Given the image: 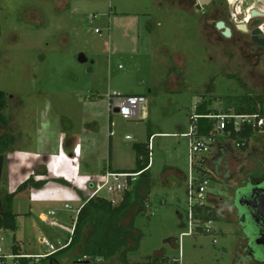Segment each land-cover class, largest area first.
I'll list each match as a JSON object with an SVG mask.
<instances>
[{
  "label": "rangeland",
  "instance_id": "1",
  "mask_svg": "<svg viewBox=\"0 0 264 264\" xmlns=\"http://www.w3.org/2000/svg\"><path fill=\"white\" fill-rule=\"evenodd\" d=\"M183 1L0 0V91L6 95L7 132L16 138L4 156L1 182L12 192L31 176L47 180L42 189L15 195L16 229L0 234L4 252L14 241L32 256L48 252L42 239L52 244L59 240L61 246L77 207L88 198V179L100 181L108 165L109 141L112 168L132 170V145L146 142L153 132L149 181L138 176L132 184L140 191L148 186L150 193L145 213L134 218L142 238L139 248L128 253V264H148L159 255H181L184 264H234L241 229L236 216L229 214L222 189H216L222 200L213 197L217 216L212 231L191 230L188 182L174 174L178 170L191 176L189 136L177 127L189 130V117L202 97L217 111L264 108V46L251 39L262 17L246 22L249 0L232 7L229 0H214L202 5L204 14L197 11L200 5ZM236 7L235 18L227 19ZM210 15L224 20L232 36L226 38L204 24ZM242 24L245 31L238 27ZM127 93L145 97L139 117L125 119L109 111V95ZM61 131L76 139L72 157L62 144ZM261 138L256 134L248 148L262 146ZM231 146L232 153L220 156L224 178L227 171L236 172L239 179L262 175L245 156L247 149L240 154L243 150ZM61 177L70 184L58 182ZM222 182L213 178L209 191ZM99 195L117 204L122 192L102 190ZM50 211L59 226L42 220ZM80 253L77 248L64 250L56 259L68 264ZM39 261L32 258L33 264ZM102 264L124 263L115 255Z\"/></svg>",
  "mask_w": 264,
  "mask_h": 264
},
{
  "label": "trees",
  "instance_id": "2",
  "mask_svg": "<svg viewBox=\"0 0 264 264\" xmlns=\"http://www.w3.org/2000/svg\"><path fill=\"white\" fill-rule=\"evenodd\" d=\"M255 23H259L255 21ZM3 91H0V124L6 126L8 124V117L6 114L7 103L6 97ZM210 99L205 97L201 98V101L197 104L195 112L198 115H201L197 120V134L198 135H210L215 133L216 119L206 118L205 115H216L219 112H229L230 110L222 109L216 110L211 108ZM236 114H258L264 116V108H258L254 105L247 107H238L237 109H232ZM189 119V124H190ZM256 131L253 130L250 126H244L240 131L234 132L230 123H228L225 129L219 135H215L218 139H227L231 144L236 142L240 143L238 148L245 150L248 147L250 140L254 137ZM153 134H148V139L146 142L134 143L132 145L133 150L135 151L136 164L131 171H117V172H130L138 173V176H143L145 179L150 177L149 174V163L151 156L150 149V138ZM13 137L10 134L0 137V154L3 156L11 149ZM225 150V149H224ZM222 151L218 152L220 154ZM216 154V155H217ZM216 158H212L213 160ZM209 159V158H208ZM110 161V150L108 153V163ZM208 163V160H207ZM224 161L221 165L224 169ZM110 169V164L103 168ZM209 176L211 183L213 181V175L211 169L208 168ZM264 179V174L258 176L257 180ZM222 180V179H217ZM2 181V179H1ZM0 181V234L3 231H15L16 229V216L17 213L13 211L12 203L15 195L18 192H22L26 189H41L47 183V180H36L34 177H29L18 185V187L12 191L7 192L5 183ZM58 182L68 184L67 181H64L63 178H58ZM149 181V179L147 180ZM219 183V182H218ZM215 189L211 188L208 193L212 195L211 201L207 202L203 206H194L193 207V216L192 219L195 224L203 223L207 221H214L216 211L212 206L213 197L218 198V194ZM149 193L150 188L144 186L140 191L137 187L134 188L131 185V188L122 192V197L117 204H114L112 200H109L103 196L96 195L87 200L84 199L83 204L77 214V220L75 224L74 233L71 238V242L68 246L63 249L48 255L47 257L39 258L38 264H59L56 256L58 253L64 250H69L77 248L81 251L79 257L86 255L91 258H102L107 260L115 255H118L120 260L124 264H128L127 256L129 252L137 250L139 248L140 240L142 238L141 232L134 227V218L137 214H144L149 203ZM247 222V221H246ZM249 224V222H247ZM251 228V226H250ZM195 233L206 234L203 227L196 226ZM14 238V237H13ZM12 251L14 254H21L20 246L14 241L12 243ZM78 257V258H79ZM46 261H41V260ZM165 255L154 256L149 258L146 263L148 264H159L160 261L166 260ZM42 262V263H41ZM16 264H33L32 258H21Z\"/></svg>",
  "mask_w": 264,
  "mask_h": 264
},
{
  "label": "built area",
  "instance_id": "3",
  "mask_svg": "<svg viewBox=\"0 0 264 264\" xmlns=\"http://www.w3.org/2000/svg\"><path fill=\"white\" fill-rule=\"evenodd\" d=\"M239 2L242 4L243 0H229V7H232L235 2ZM249 20L246 22H250L254 19L261 18L262 21L259 24H256L255 28H258L261 31V34H264V0H249ZM236 9L233 12H229L231 19H234L236 14ZM256 11L261 13V15H252L251 12ZM145 97L138 94H110L109 95V111L116 112L118 115L122 116L125 119H130L134 117H139V107L144 103ZM197 104L194 105V109H196ZM202 117L198 115L196 112L190 115V127L189 130L186 131L183 135L189 136V162H190V175L187 177L188 182V208H187V217L188 221L191 225L192 232H195V227L200 226L206 232H211L212 229L210 224L212 221H207L203 223L195 224L192 216H193V207L194 206H203L207 202V196L209 193V187L211 185V180L209 176V171L207 170V160L209 158V154L211 149L214 148L215 144H217V139L215 135L221 134V132L225 129L228 123L231 124L234 132L240 131L244 126H250L253 130L256 131V134L264 135V116H260L258 114H236L233 111L229 112H219L216 115H205L206 118H214L216 119L215 125V133L210 135H198L197 134V120ZM255 134V135H256ZM236 148L240 146V143L236 142L234 144ZM138 173H130V172H117L109 169H105L102 171L101 180L95 181L93 178L88 179L89 185L86 188V192L88 193V198L85 200L99 195L102 190H105L108 193H120L123 192L137 180ZM195 176V177H194ZM196 181V184H194ZM84 202V201H83ZM65 209H69L68 205L64 206ZM81 208V205L76 209V215L72 218V226L67 230L68 236L64 240L61 246V242L58 240L57 244H52L46 239H42L41 243L48 249V252L39 255H29L26 253L14 254L12 251V245L10 247L9 252H4V250L0 247V264H16L18 260L21 258H35L36 260L39 258L47 257L50 254H53L64 247L68 246L71 242L72 235L74 233L75 224L77 220V214ZM50 216H45L42 220L50 225L59 226L53 219L52 216L55 215L54 211H50ZM0 240L2 241V235H0ZM167 259L164 261H160L159 264H184L179 256H166ZM103 259L96 257L91 258L89 256L83 255L76 260L68 263V264H102Z\"/></svg>",
  "mask_w": 264,
  "mask_h": 264
},
{
  "label": "flooded vegetation",
  "instance_id": "4",
  "mask_svg": "<svg viewBox=\"0 0 264 264\" xmlns=\"http://www.w3.org/2000/svg\"><path fill=\"white\" fill-rule=\"evenodd\" d=\"M180 1L181 3H184L183 0ZM212 1L214 2V0H210L208 3H211ZM186 3L194 5V7L197 8L200 5L202 9H198L197 11L201 14L205 13V10L202 6L205 4L201 5L199 0H186ZM226 17L227 19H231L229 13L226 15ZM217 21L219 20H216L214 16L210 15L209 19L206 18L204 20V24L217 29L215 26V23ZM230 31L231 37L232 30L230 29ZM222 36L224 35L222 34ZM225 150L231 151V146L229 145ZM249 161H252L258 169L262 170V174H264V142H262V146L260 147H251L249 149ZM222 163L223 162H221L220 164L222 165ZM211 173L214 179H223L221 187H218L217 184L216 188L218 190L222 189L226 193L227 198L225 199H227V202H229L230 205L229 214L235 215L240 225L241 235L239 238V246L237 248L238 252L235 255L234 264H264V245L256 244L255 242L260 234L259 230H262V226L264 225H262L261 220L258 219L257 221L255 219V212L252 207V203L255 200L257 194V191L255 189H252V185L257 184L259 180H257V178L252 179L250 174L247 179H239L236 176V172L234 171H227L224 178L223 176H221L220 169L214 165V162L211 166ZM261 182L262 185H264V179L259 181V183ZM223 198V196H220L219 199L222 200ZM241 198H246L247 200ZM226 214H228V212L224 215ZM246 221L249 222V224Z\"/></svg>",
  "mask_w": 264,
  "mask_h": 264
},
{
  "label": "water",
  "instance_id": "5",
  "mask_svg": "<svg viewBox=\"0 0 264 264\" xmlns=\"http://www.w3.org/2000/svg\"><path fill=\"white\" fill-rule=\"evenodd\" d=\"M210 0H199V2L202 4H206L208 3ZM252 15H261V13L256 12V11H252L251 12ZM215 26L218 30H221L222 34L225 37H230L231 35V31L229 29V27H227L225 25V22L223 20H219L215 23ZM238 27L245 31L246 30V26L244 24L242 25H238ZM261 35V31L258 28H254L251 30V39L253 42H255L256 44L260 45V46H264V37H260ZM79 61L84 62L86 59L84 57L83 54H79ZM3 164H4V156L2 154H0V181H1V177H2V171H3ZM252 189H255L257 191L255 200L252 203V207L254 209L255 212V219L258 221L261 220L262 225H264V185H262V182L257 184L252 185ZM244 200H247L246 198H241ZM240 199V200H241ZM239 200V203H240ZM260 234L258 236V238L255 240L256 244H260V245H264V226H262V230H259Z\"/></svg>",
  "mask_w": 264,
  "mask_h": 264
},
{
  "label": "crops",
  "instance_id": "6",
  "mask_svg": "<svg viewBox=\"0 0 264 264\" xmlns=\"http://www.w3.org/2000/svg\"><path fill=\"white\" fill-rule=\"evenodd\" d=\"M152 90H149L148 92H151ZM127 94H138V95H140L139 93H127ZM140 108L141 107H139V114H140ZM111 120V119H110ZM7 128H8V124L6 125V126H4V125H2V124H0V137H2V136H5L6 134H8V132H7ZM178 128V130L179 131H181L180 132V134H184L186 131H184V130H181L182 128L181 127H177ZM65 132L64 131H61L60 132V135L62 136H64L63 138H62V144L67 148V147H69L70 148V157H72L73 156V151L75 150V149H77V146H76V139H75V137H73V140L71 139L72 137H67L66 136V134H64ZM151 134H155V133H153V132H150ZM47 135V134H46ZM15 136V135H14ZM254 136H256V135H254ZM49 138H50V136H49ZM16 138L15 137H13V141L15 140ZM51 139V138H50ZM151 139V138H150ZM261 139H264V135H262V138ZM218 141H217V145L215 146V148H216V154L218 153V152H220V151H222L220 154H217L216 155V158L213 160V162H214V165L216 166V167H218L219 169H220V171H221V176H223L222 175V167H221V162H223V160H222V157H220L222 154H227V153H232L233 152V149H232V144L230 143V142H228V140L227 139H217ZM222 140V141H221ZM13 141H12V144H13ZM150 141V140H149ZM251 141V140H250ZM262 141H264V140H262ZM250 143V142H249ZM72 144V145H71ZM63 145H60L59 146V148H58V154L60 153V150H61V148H62V150H63ZM231 146V151H228V150H224V149H227L228 148V146ZM248 146H249V144H248ZM251 147H247L246 149H247V151H246V149L245 150H243L242 151V153L241 152H239L240 154H244L245 153V151H246V157L249 159V151H248V149H250ZM237 149V148H236ZM238 149H240V148H238ZM109 150H110V161H109V163L108 164H110V169L109 168H106V169H109V170H112V171H131V170H126V169H113L112 168V166H111V141H109ZM242 150V149H241ZM234 156L237 158H239V156H237V155H235L234 154ZM4 162H5V157H4ZM219 164V165H218ZM4 165V164H3ZM108 166V165H107ZM149 166H150V163H149ZM149 170H151V166L149 167ZM174 174L177 176V178L178 179H180V180H185V179H187V176H185L182 172H180V171H178V170H174ZM225 175H226V173H225ZM184 176H185V178H184ZM61 178H63L65 181H67L68 179H65L64 177H61ZM137 181V180H136ZM67 182H69V184H70V181L68 180ZM46 185V184H45ZM43 188V187H42ZM41 188V189H42ZM218 198H220L219 197V195H218ZM27 214H31V212H28ZM16 242V241H15ZM18 245H19V243H17ZM20 246V245H19Z\"/></svg>",
  "mask_w": 264,
  "mask_h": 264
}]
</instances>
